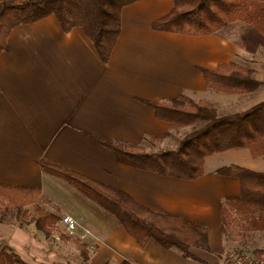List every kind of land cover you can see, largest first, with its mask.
I'll list each match as a JSON object with an SVG mask.
<instances>
[{
	"label": "crops",
	"instance_id": "obj_1",
	"mask_svg": "<svg viewBox=\"0 0 264 264\" xmlns=\"http://www.w3.org/2000/svg\"><path fill=\"white\" fill-rule=\"evenodd\" d=\"M174 8L173 0L125 7L108 62L83 28L65 31L55 15L16 27L8 37L10 50L0 54V185L40 189L36 204L59 218L63 236L87 245L89 260L83 264H224L238 242L224 234L222 204L240 197L241 182L217 172L238 166L264 173V157L243 148L207 157L198 179L165 177L122 164L116 152L96 141L142 146L148 153L175 150L177 130L149 103L169 104L185 95L226 116L264 102V49L248 52L241 45L244 31L192 36L154 30ZM230 63L253 70L261 87L244 94L210 90L202 70ZM44 159L119 190L153 212L205 226L210 251L191 249L203 263L154 240L141 247L116 216L44 172ZM10 208L17 210L0 204V242L29 264H68L65 249L72 243L57 232L50 240L35 223L9 221L4 212ZM64 216L77 223L74 235L60 224ZM251 235L264 256V232Z\"/></svg>",
	"mask_w": 264,
	"mask_h": 264
},
{
	"label": "trees",
	"instance_id": "obj_2",
	"mask_svg": "<svg viewBox=\"0 0 264 264\" xmlns=\"http://www.w3.org/2000/svg\"><path fill=\"white\" fill-rule=\"evenodd\" d=\"M142 0H7L0 2V54L9 51L8 37L21 25L55 15L62 28L84 29L104 62H108L121 33V14L125 7ZM174 10L156 21L153 29L192 36L217 34L226 26H247L241 45L250 53L264 49V0H173ZM210 90L226 94H244L258 90L261 83L254 71L235 63L202 70ZM158 118L170 123L172 130L191 128L175 150L148 153L142 146L96 139L119 155L124 165L165 177L195 180L203 176L207 157L232 149H250L254 157H264V102L241 113L220 116L210 103H196L185 95L169 104L149 103ZM44 172L62 178L86 197L112 213L141 246L150 240L166 249H177L186 258L201 261L192 248L210 251L205 226L164 215L141 206L129 195L85 176L67 170L49 160L40 162ZM220 175L236 177L241 195L226 198L222 204V226L228 239L243 242L249 232H264V173L238 166L220 169ZM40 189H14L0 185V204L17 209L18 218L35 223L50 238L57 232L59 218L36 203ZM33 206V212L27 207ZM77 245L85 262L86 244L61 236ZM262 255L261 251L255 252ZM202 262V261H201ZM203 263V262H202ZM0 264H29L15 250L0 242ZM124 264H131L124 262Z\"/></svg>",
	"mask_w": 264,
	"mask_h": 264
},
{
	"label": "rangeland",
	"instance_id": "obj_3",
	"mask_svg": "<svg viewBox=\"0 0 264 264\" xmlns=\"http://www.w3.org/2000/svg\"><path fill=\"white\" fill-rule=\"evenodd\" d=\"M247 29V26L241 25L240 23H234V24H230L228 26H226L225 28H223V32L225 30V34L226 35H236L237 31H241V32H245V30ZM221 32V31H220ZM219 32V33H220ZM244 34V33H243ZM242 34V35H243ZM189 131H191V128L188 129H182L177 131V137H175L177 139V141H180V139H182ZM181 135V136H180ZM178 144H176L177 147ZM172 147V146H170ZM12 208L10 209H6L4 212V217L6 219H8L9 221H14V223H16L17 225L20 226H25L27 225V222L23 221L22 219L18 218L17 216V210L11 211ZM31 211L33 212V209H31ZM28 232V229L26 230ZM57 235H63L64 234V230L58 228L57 229ZM253 232H249L246 234V239L243 242H238V244L234 245L232 248L238 249V250H243L245 252L248 253H255L256 250L254 249V243H255V239H254V235H251ZM53 238L50 237V240H52ZM229 241H233L231 239H228ZM236 242V241H233ZM68 243H72L70 246L67 247V249H65V256L67 259L68 264H83L84 259L83 257H81V253H79V249L77 247V245L73 242H66V244ZM256 254V253H255ZM261 256V255H259Z\"/></svg>",
	"mask_w": 264,
	"mask_h": 264
},
{
	"label": "built area",
	"instance_id": "obj_4",
	"mask_svg": "<svg viewBox=\"0 0 264 264\" xmlns=\"http://www.w3.org/2000/svg\"><path fill=\"white\" fill-rule=\"evenodd\" d=\"M60 224L65 229V232L70 235H74L78 230L77 223L69 216L62 217ZM52 237L56 239L55 235ZM224 264H264V256L233 249L225 256Z\"/></svg>",
	"mask_w": 264,
	"mask_h": 264
}]
</instances>
